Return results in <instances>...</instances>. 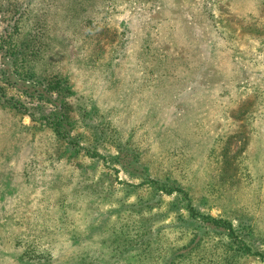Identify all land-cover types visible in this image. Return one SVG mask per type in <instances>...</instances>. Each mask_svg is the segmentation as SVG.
Returning <instances> with one entry per match:
<instances>
[{
    "label": "rangeland",
    "instance_id": "obj_1",
    "mask_svg": "<svg viewBox=\"0 0 264 264\" xmlns=\"http://www.w3.org/2000/svg\"><path fill=\"white\" fill-rule=\"evenodd\" d=\"M3 41L20 71L70 81L66 140ZM0 87L25 111L0 95V264H264L213 233L194 248L160 214L145 232L149 173L251 221L264 252V0H0Z\"/></svg>",
    "mask_w": 264,
    "mask_h": 264
},
{
    "label": "trees",
    "instance_id": "obj_2",
    "mask_svg": "<svg viewBox=\"0 0 264 264\" xmlns=\"http://www.w3.org/2000/svg\"><path fill=\"white\" fill-rule=\"evenodd\" d=\"M9 12L11 13L12 11L9 10ZM12 15V20L14 21L13 27L16 30L20 28V22L29 20V11L27 10L21 11V9H19ZM5 43L4 41L2 42L1 48L2 50H6L10 53L11 56H14L13 65L15 68L13 73L19 75L21 77V81H26V83L30 86L28 89L30 96L38 97L40 100H45L47 98V100L54 103L52 104L53 106L55 105L54 111L45 115V120L51 125V128L55 131V133L61 136L62 139L66 140L68 138L67 134L62 132V130L64 128L66 129L67 126L69 128L74 126V123H72V119L69 115L70 104L67 103V99L74 94L70 81L64 74L60 77H48L49 79L43 76V78H41L35 71H32L29 66H24L22 68L23 70L20 71V59L16 46L14 45L13 48L11 44L7 46V41H5ZM32 49L34 51L36 50L35 47H32ZM4 77H7L6 73H4ZM4 90L5 89L0 87V95L4 96L3 106L15 108L18 112H25L21 108L23 104H21L18 100L8 99ZM53 96H55V99H53ZM57 101H60V104H57ZM52 117H54V120L51 122L50 118ZM94 134L97 136L98 140L102 139L105 141L104 132L100 131L99 128ZM67 144L71 145L69 148L71 154L80 153L78 149V146H80L78 137H74L72 140H69ZM91 153L92 151H90V146H87V151L83 155L90 156L92 158H95L94 156H98L97 152L94 153V156H92ZM148 187L153 190L148 198V216H150V212L153 213L148 218V230H145V232H148V247L157 241L156 234H159V231L155 229V226L157 225V220L159 219L158 216L160 214L163 219L167 220L170 218L171 223L169 226L173 228V230L178 231L182 236H186L190 233L193 234L191 243L194 244V248L200 246L206 236L213 233L216 234V236H223L228 239V248L235 251L237 254H241L243 256L258 255L264 257V252L263 250L261 251L259 247V245H261V241L255 236V227L251 221L247 219L240 220L238 226H236L229 218L214 217L210 213L199 210V208L194 205L191 194L188 191H185V189L176 181H161L159 179H152L148 173ZM165 198L169 199L166 201L167 210L163 213L161 204H164ZM155 209H159L160 213H154ZM130 241L133 243L135 240L132 239ZM235 245L237 247H235ZM174 257L175 254L171 255L170 259H173ZM80 262V264H88L85 257L81 258ZM148 264L157 263H155L154 260L148 259Z\"/></svg>",
    "mask_w": 264,
    "mask_h": 264
}]
</instances>
